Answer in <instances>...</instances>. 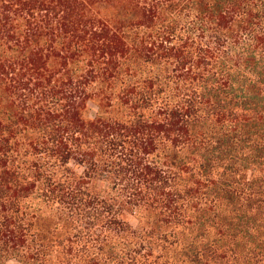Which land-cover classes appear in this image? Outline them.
<instances>
[{"label": "trees", "instance_id": "16d2710c", "mask_svg": "<svg viewBox=\"0 0 264 264\" xmlns=\"http://www.w3.org/2000/svg\"><path fill=\"white\" fill-rule=\"evenodd\" d=\"M13 260L264 264V0H0Z\"/></svg>", "mask_w": 264, "mask_h": 264}, {"label": "rangeland", "instance_id": "374dc122", "mask_svg": "<svg viewBox=\"0 0 264 264\" xmlns=\"http://www.w3.org/2000/svg\"><path fill=\"white\" fill-rule=\"evenodd\" d=\"M91 111L93 112V113H95L96 111H97V107L95 106V105H91ZM129 221H130V223L133 225V226H136L137 225V221H136V219L134 218V217H130L129 218ZM10 264H18L16 261H11L10 262Z\"/></svg>", "mask_w": 264, "mask_h": 264}]
</instances>
